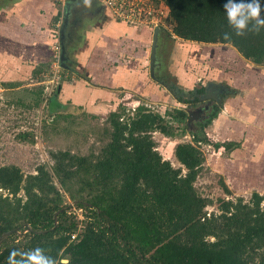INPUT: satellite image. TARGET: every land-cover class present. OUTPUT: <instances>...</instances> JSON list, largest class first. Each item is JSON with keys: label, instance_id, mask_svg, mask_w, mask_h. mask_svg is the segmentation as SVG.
Returning a JSON list of instances; mask_svg holds the SVG:
<instances>
[{"label": "trees", "instance_id": "16d2710c", "mask_svg": "<svg viewBox=\"0 0 264 264\" xmlns=\"http://www.w3.org/2000/svg\"><path fill=\"white\" fill-rule=\"evenodd\" d=\"M161 1L169 8L167 23L178 38L231 45L244 59L264 66V30L236 36L227 23L225 0ZM53 4L58 10L56 24L63 20L64 10L58 2ZM58 31L54 38L63 41ZM225 32L231 33L230 39H223ZM189 46L175 48L174 57L178 70L185 72L183 77H189L186 87L191 89L198 73L210 75L209 63L216 67V56L222 54L186 51ZM228 50H224L228 55L226 62H234L233 53ZM147 62L148 58L140 61L143 74L148 73ZM142 77V84L147 79V86H153L149 93L142 92V97L150 94L170 101L158 77ZM248 78H244L242 86L246 87L240 90L224 86L236 95L246 93L245 89L255 86ZM66 81L71 79L63 80ZM53 93L51 103L59 99L61 92L58 88ZM224 102L215 105L208 119L198 123L191 135L195 143L231 153L240 144L217 142L207 132L220 116ZM63 107L57 102V109ZM128 114L122 102L109 113V142L94 160L70 151L52 154L53 172L59 184L46 165L39 166L34 175H25L17 166L0 167V188L7 192V196L0 195V238L19 230L3 242L0 264H7L13 248L27 251L37 246L54 257L70 256L72 264H264V196L255 190L249 202L243 198L236 202L220 200L219 213L210 214L206 209L213 201L196 188L205 163L201 146L193 142L178 144L175 156L179 168L157 150L152 133L177 137L175 124L186 133L189 112L176 108L162 115L140 105ZM226 190L230 193L227 186ZM66 196L82 210L83 219L72 213ZM74 233L78 237L72 241Z\"/></svg>", "mask_w": 264, "mask_h": 264}, {"label": "crops", "instance_id": "0c3cea01", "mask_svg": "<svg viewBox=\"0 0 264 264\" xmlns=\"http://www.w3.org/2000/svg\"><path fill=\"white\" fill-rule=\"evenodd\" d=\"M63 7V20L55 24L54 17L58 10L52 0H0V73L9 72L10 75L5 81L18 85L29 77V72L30 75H38L39 71L45 69L43 65L52 66L58 44V39L54 37L58 36V30L60 38L63 37L62 27L67 22L62 39L65 54L60 66L62 71L68 72L66 77L71 81L63 82L61 87L66 89L69 97H73L72 104L92 114H108L121 103V93L139 94L142 97V92L153 90V86H147L146 79L150 78L151 72L149 59L153 31L116 21L94 0H69ZM80 15L89 17L92 22L81 30V38L73 40V30L80 23ZM216 57V67L209 63L208 68L212 67L210 75L220 79L218 83L233 89L246 87L242 86V82L247 78L243 75L248 73L245 67L248 60L239 56L237 68L235 58L234 62L227 63L225 55L217 54ZM147 58L149 72L143 74L140 61ZM203 75L202 71L198 73V76ZM259 75L263 78L260 81L254 77L248 78L255 84L253 89L247 88L246 93L239 95L230 92L224 100L220 116L207 128L217 142L240 144V148L226 152L225 171L231 168L229 173L232 175L235 169H239L237 180L242 176V182H245L247 175L254 178L264 175V72ZM142 76L146 79L145 85L141 83ZM188 79L187 75L182 78L190 84ZM169 100L171 103L172 99ZM233 187L239 188L237 184Z\"/></svg>", "mask_w": 264, "mask_h": 264}, {"label": "rangeland", "instance_id": "374dc122", "mask_svg": "<svg viewBox=\"0 0 264 264\" xmlns=\"http://www.w3.org/2000/svg\"><path fill=\"white\" fill-rule=\"evenodd\" d=\"M52 1L57 2V0ZM87 5L89 6L90 3L88 2ZM58 6L63 10V6ZM88 6H86V8ZM79 19L80 23L77 24L79 28L75 26L73 30V40L78 37L81 38V36H83L81 30H83L88 23L92 22L89 17H85L84 15H80ZM84 22L86 23L84 24ZM81 26L83 27L81 28ZM167 28L168 29L159 32L160 35L162 32L165 37L168 35L167 40L164 37V42H167L168 45L165 46V43L163 44V51L161 54L166 75H161L158 70L157 75L160 78H166V82L168 83L169 81L175 82L184 90H193L196 86H201L202 83L196 78L198 82L194 83L193 86L191 85V89L186 87L189 84L183 81L184 79L182 80L185 72L182 71V69L178 70L179 63L174 57L176 52L175 48H180V45L190 44L191 47L189 46V49L185 48V50H190L191 52L196 51V53L199 54L204 52L209 54L211 51H217L220 52L222 56L225 55L228 57L226 51H224L225 48H227V50L230 49L232 51V57L238 58L235 57L234 54L241 56L231 45L184 41L181 38L171 36L172 26L169 23H167ZM172 33L174 34V32ZM58 41L60 42L59 39ZM70 42L73 43L74 41ZM59 47L61 50L56 51L55 49V51L59 57L58 59H60V63L55 57V59L52 60V66H45V69L38 75H30L29 72V77L25 78L24 81L18 85H11L10 82L5 81V79L10 77L9 72L0 73V167L17 166L25 175H34L37 173V168L39 166L46 165L47 169L53 174L55 182H58V179L53 172L54 160L52 159V154L70 151L74 155L89 157L94 160L101 153L107 142H109L111 133V131H109L110 127L106 123L109 113L92 114L84 110L81 106H75L72 104L73 97H69L65 88V91L62 87L60 88L59 91L61 93L56 102H50L54 94L53 92L62 85L63 80L68 76L67 73L62 71L60 66L62 60L61 43ZM228 52L230 53L229 50ZM56 54L54 56H57ZM209 56H212V54ZM190 57L191 56H189V58ZM205 58L208 57L205 56ZM238 64L239 61H236L235 65L237 68ZM245 67L248 73L243 75V77L248 78V75L251 74L250 76L257 78V81L263 79L259 74L262 71L264 72V66H258L248 61V67L246 65ZM203 74V77L198 76L200 77L199 79L203 80V83L207 81H220L216 76ZM150 76L151 74L149 73V77ZM233 78L234 76H232V79ZM196 80L194 79V82ZM187 82H190V80ZM165 90L172 99L171 103L160 99V97L154 98L152 95L141 97L139 94L121 93L119 96L122 104H126L127 113L129 114H133L140 105L145 106L149 111L161 113L162 115L176 108H184L187 111L191 108V105L180 102L170 91L166 88ZM41 91L42 93H40ZM158 91H160V88ZM67 92H69V90ZM157 94L158 93H155V96H157ZM57 102H61L64 105L63 109L56 108ZM195 122L196 121L193 120L189 123L188 118L187 123L189 128L186 133H182L183 127H179V125L175 124L174 128L177 129L178 131L176 132L179 133L177 137L170 138L160 132L152 133V137L157 144V150L163 158L170 161L175 168L181 167L175 156V149L178 144L193 142L192 144L201 146L200 148L205 156V163L196 181V188L204 197L213 201V204L207 207V212L210 214L212 212L219 213L220 200L236 202L239 198H243L245 202H249L255 190L258 191L261 196H264V175H260L258 178L247 175L244 178L245 182H242L240 181L243 179L242 176H240V180H237V172L239 169H235L232 175L229 173L231 168L226 172L225 162L228 159L226 151L224 152L223 149L217 151L213 146L195 143L191 135L192 131L197 130ZM235 184H237L239 188H234L233 186ZM226 186L230 190V193L227 192ZM1 194L7 196V192L2 188H0V195ZM20 195L24 196L23 193H20ZM66 203L71 206L72 213L75 212L78 218H80V215L83 217V213L80 209L76 208L70 199L67 198ZM20 240L21 238H19L18 241Z\"/></svg>", "mask_w": 264, "mask_h": 264}, {"label": "clouds", "instance_id": "9594fccd", "mask_svg": "<svg viewBox=\"0 0 264 264\" xmlns=\"http://www.w3.org/2000/svg\"><path fill=\"white\" fill-rule=\"evenodd\" d=\"M223 9L227 23L236 36L264 30V0H225ZM230 38L231 33H223V39ZM7 264H72V261L70 256L59 254L54 257L37 246L27 251L13 248L7 257Z\"/></svg>", "mask_w": 264, "mask_h": 264}, {"label": "built area", "instance_id": "2783aa9c", "mask_svg": "<svg viewBox=\"0 0 264 264\" xmlns=\"http://www.w3.org/2000/svg\"><path fill=\"white\" fill-rule=\"evenodd\" d=\"M69 0H57L61 6H65ZM108 14L116 21L125 23L135 28H149L151 31L156 29H168L167 19L169 8L161 0H96ZM60 24V23H59ZM60 27V25H59ZM171 36H177L171 33ZM60 42L56 46V51H60ZM57 55V54H56ZM57 61L58 55L56 56ZM57 64V63H56ZM210 146V145H209ZM82 212V210H80ZM75 213V212H74ZM79 219H83L80 215ZM27 232V231H26ZM25 232V233H26ZM78 234L74 233L71 240H77Z\"/></svg>", "mask_w": 264, "mask_h": 264}, {"label": "flooded vegetation", "instance_id": "af4514ba", "mask_svg": "<svg viewBox=\"0 0 264 264\" xmlns=\"http://www.w3.org/2000/svg\"><path fill=\"white\" fill-rule=\"evenodd\" d=\"M162 31V30H161ZM168 36V35H167ZM167 36L165 37V35L162 34L160 35V42H158L157 45V49H156V66H155V71H154V75H152V73L150 72V74L153 77H158L160 79V82L164 85L165 88H167L168 91H170L176 98L178 99H182L184 102H189L186 103L188 105H191V108L188 110L189 112H193V120H195L196 125L198 123L204 122L206 119H208L209 114L212 112L213 108L215 105H219L223 100L226 99V96L230 95L231 90H229V88H226V92H223V94L220 95V92H214L211 97H216V95H220L218 100H214V98H211L207 101H202L200 100V97L205 95L206 93V88L209 84L211 83H218L215 81H207L206 83H203L202 79H199L198 81L202 83L201 86H196V88H194L191 91L188 90H184L183 88H180L175 82H171L169 81L166 82V78H160L157 75V70L160 72L161 75L165 76L166 75V71L164 69V61L162 60V49H163V44L165 43V46H167V42H164V37L167 40ZM162 40V42H161ZM152 53V50H151ZM149 69L151 71V55H150V59H149ZM162 77V76H161ZM225 85V84H224ZM178 88V89H177ZM204 88V92L201 93L200 91ZM186 91L188 93L185 94V96H182V92ZM197 91V94L195 93ZM190 95V98H188V96ZM190 99V100H188ZM194 123V124H195ZM188 125V123H187ZM189 126V125H188Z\"/></svg>", "mask_w": 264, "mask_h": 264}, {"label": "water", "instance_id": "95a60500", "mask_svg": "<svg viewBox=\"0 0 264 264\" xmlns=\"http://www.w3.org/2000/svg\"><path fill=\"white\" fill-rule=\"evenodd\" d=\"M67 26V22L65 23V25L62 27V39L64 38L65 34H64V31H65V28ZM161 31V29H156L154 31V40H153V44H152V53H151V73L152 75H154V71H155V66H156V49H157V45H158V39H159V32ZM64 40V39H63ZM63 42V41H62ZM62 60L64 59V54H65V46H64V42L62 43ZM61 86L59 87V90H60ZM178 89V88H177ZM220 92V95L223 94V92H226V88L224 85L220 84V83H211L207 86L206 88V93L205 95L201 96L200 97V100L202 101H207L211 98H214V100H218L219 99V96L220 95H216V97H211V95L214 93V92ZM188 93L186 91H183L182 92V96H185V94ZM197 94V91L195 92ZM188 98H190V95L188 96ZM190 100V99H188ZM193 112H189V123L191 121H193ZM19 230L16 229V230H12V231H9L7 233H5L1 238H0V250H1V246L3 244V242L10 236L12 235L13 233H18Z\"/></svg>", "mask_w": 264, "mask_h": 264}]
</instances>
